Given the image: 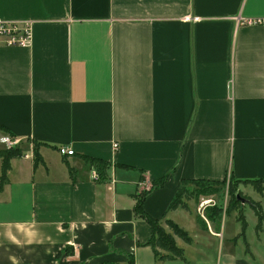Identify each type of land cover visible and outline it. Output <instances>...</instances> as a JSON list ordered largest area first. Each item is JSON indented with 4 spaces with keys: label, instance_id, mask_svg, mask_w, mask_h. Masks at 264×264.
<instances>
[{
    "label": "crops",
    "instance_id": "1",
    "mask_svg": "<svg viewBox=\"0 0 264 264\" xmlns=\"http://www.w3.org/2000/svg\"><path fill=\"white\" fill-rule=\"evenodd\" d=\"M262 19L264 0H0L32 34L0 46V139L20 153L4 180L0 157V264H264L263 224L243 251L227 215L168 210L184 181L264 180ZM141 198L191 238L183 259L156 257Z\"/></svg>",
    "mask_w": 264,
    "mask_h": 264
},
{
    "label": "rangeland",
    "instance_id": "2",
    "mask_svg": "<svg viewBox=\"0 0 264 264\" xmlns=\"http://www.w3.org/2000/svg\"><path fill=\"white\" fill-rule=\"evenodd\" d=\"M244 184L252 186L258 194L264 192V182L257 184L255 187L252 183H237L232 181L229 176L219 184H205L203 187L199 186L198 183H189L186 185V189L188 190V193L192 195V199L190 202H186V206L188 207L190 214L198 223L206 224V222H208L213 226H218L223 219L222 216L227 215L226 225L239 229L241 228V221L239 219L244 218L247 237L249 238L252 235L258 237L261 232L258 234L256 233L257 218L248 204L250 198L247 197V193L252 192V189L247 187L246 190H243L244 186L242 185ZM256 188L260 189L259 192ZM261 202L262 210H264V199ZM258 204L260 205V203ZM162 223L163 221L158 222V225L161 227L163 226L166 232H170L166 225ZM262 224L264 225V222ZM190 225L191 222H189V227ZM238 232L240 233V230ZM236 237V244L241 246L239 249L245 251V242L241 237L239 239V235ZM249 241L251 240H248V242Z\"/></svg>",
    "mask_w": 264,
    "mask_h": 264
},
{
    "label": "trees",
    "instance_id": "3",
    "mask_svg": "<svg viewBox=\"0 0 264 264\" xmlns=\"http://www.w3.org/2000/svg\"><path fill=\"white\" fill-rule=\"evenodd\" d=\"M19 155L20 153L15 148L6 149L5 151L0 153V157L2 158V162H3L2 176H1L2 180L5 179V174L8 169V160ZM88 162L91 163L93 166H95L98 172L102 171V174L103 173L105 174L107 163L94 159H88ZM98 179L99 177L97 175L96 180L99 181ZM262 182H264V180L251 182V183L254 184L256 187L257 184ZM162 183L160 185H162ZM189 183H194V184L198 183L199 186L203 187L205 184H212V183L219 184L220 182L195 181V180L184 181L181 187L179 188V190L177 191L175 197L171 201L168 210L173 211L178 208L187 209L185 202L192 199V195L189 194L188 190L186 189V185ZM160 185H157L156 187H152V188H158V186ZM256 190L259 192L260 189L256 188ZM141 202H142V198L138 199L135 207V212L139 217L144 218L151 227L152 237H151L150 245L154 250V254L156 255V257H158L161 261L172 260V259H183V252L181 249H179L176 246L174 239L178 238L182 240L185 244L189 245L192 242L191 238L188 236V234L185 231L180 229L170 220H165V225L170 230V232H166L163 227L158 225V221L145 217L142 212ZM248 204L250 205L251 209L253 210L257 218L256 233L258 234L259 232H262L261 227H262V223L264 222V212L258 203H253L252 201L249 200ZM245 230H246V223L242 219L241 233L239 235L240 237L244 238ZM245 246H246V250L248 251V245L246 244V242H245Z\"/></svg>",
    "mask_w": 264,
    "mask_h": 264
},
{
    "label": "built area",
    "instance_id": "4",
    "mask_svg": "<svg viewBox=\"0 0 264 264\" xmlns=\"http://www.w3.org/2000/svg\"><path fill=\"white\" fill-rule=\"evenodd\" d=\"M249 24H264V19L248 21ZM32 34L29 22H2L0 21V46L4 47H26L31 43ZM6 149H13L18 145V140L6 136L0 139ZM116 148V146H114ZM58 153L61 156H73L74 152L69 149L60 148ZM93 179H97V174L93 173Z\"/></svg>",
    "mask_w": 264,
    "mask_h": 264
}]
</instances>
